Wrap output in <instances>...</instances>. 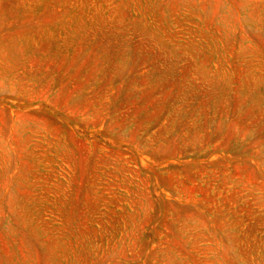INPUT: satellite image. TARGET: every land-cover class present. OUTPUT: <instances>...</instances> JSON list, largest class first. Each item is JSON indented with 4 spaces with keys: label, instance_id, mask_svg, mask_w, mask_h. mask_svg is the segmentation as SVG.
Segmentation results:
<instances>
[{
    "label": "rangeland",
    "instance_id": "374dc122",
    "mask_svg": "<svg viewBox=\"0 0 264 264\" xmlns=\"http://www.w3.org/2000/svg\"><path fill=\"white\" fill-rule=\"evenodd\" d=\"M0 264H264V0H0Z\"/></svg>",
    "mask_w": 264,
    "mask_h": 264
}]
</instances>
